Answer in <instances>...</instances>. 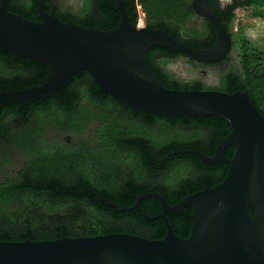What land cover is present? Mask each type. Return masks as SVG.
<instances>
[{"label": "water", "instance_id": "obj_1", "mask_svg": "<svg viewBox=\"0 0 264 264\" xmlns=\"http://www.w3.org/2000/svg\"><path fill=\"white\" fill-rule=\"evenodd\" d=\"M191 7L215 28L216 38L209 48L188 46L161 28L137 27L122 0L117 4L119 22L106 30L63 21L42 5L41 19L34 21L9 11L5 0L0 4V52L46 64L49 69L38 84L1 90L0 102L60 93L67 81L84 70L103 95L136 111L173 118L217 116L231 127L212 156L186 150L212 166L226 162L222 182L189 193L173 205L158 193L137 196V209L146 197L159 200L162 212L149 218L163 220L164 237L115 232L4 240L0 241V264H264V116L244 91L168 88L144 59L156 46L179 52L191 63L215 65L227 59L233 40L220 20L228 12L217 15L208 0H191ZM230 145L235 149L227 158L225 149ZM188 206L192 207L190 233L180 237L165 214L182 215Z\"/></svg>", "mask_w": 264, "mask_h": 264}, {"label": "trees", "instance_id": "obj_2", "mask_svg": "<svg viewBox=\"0 0 264 264\" xmlns=\"http://www.w3.org/2000/svg\"><path fill=\"white\" fill-rule=\"evenodd\" d=\"M83 1L84 12L79 15L60 11L53 4V0H5V3L9 11L34 21L41 19L38 9L42 5L44 11L63 21L71 20L85 27L106 30L114 28L119 22V0ZM122 1L127 16L134 25L138 21L136 4H140L147 27L164 29L178 41L192 47L209 48L215 41L216 31L209 20L210 25L204 22L202 29L192 28L185 34L182 33L184 25L195 16L191 0ZM246 1L253 6L252 14L264 19V0ZM2 2L3 0H0V4ZM208 3L219 16L228 12L220 23L231 34L233 44L236 42L239 45L240 72L227 71L221 75L217 87H210L200 80L181 82L166 70L164 65L153 59L155 54L159 56L163 52L168 58L184 56L179 52L156 46L146 52L144 59L156 77L168 88L218 89L227 93L244 91L264 116V49L247 39L241 26L238 28V34L231 29L234 9L240 6L241 2L208 0ZM0 55L11 62L15 61L12 54L0 52ZM229 55L225 61H228ZM31 61L37 71L32 77L31 85L26 87L38 84L49 73L46 64ZM23 82V79L17 80L19 88H24L20 85ZM78 82L83 83L81 89L74 86V83ZM61 92L64 98L59 97L56 100L58 104L55 108L90 110L100 122V131L102 135L105 134V140L95 160L99 173L96 175L86 171V157L83 179L69 177L67 186L58 180L39 179V189L33 187L34 181L23 178L20 179V190L17 192L12 188H0V241L47 240L62 236L77 237L115 232L133 233L152 239L162 238L166 233L163 220L149 218L162 212L159 200L146 197L137 209L134 208L137 196L149 192L158 193L169 205H173L189 193L219 184L226 176V162L212 166L186 151L196 149L206 156H212L220 140L231 131L225 119L217 116L173 118L149 114L148 141L132 140V150L128 156L123 157L119 150L113 152L110 149L117 144L113 136L119 134L122 124L118 113L119 103L108 95L104 99L106 95H103L92 77L84 70L75 75L73 82L66 85ZM130 125L134 130L141 126V123L132 120ZM198 126L209 128L210 131L204 132ZM136 147L141 148L144 162H141L135 153ZM234 149V146H228L225 156L231 158ZM179 151L183 153L176 154ZM178 172L181 174L177 175ZM58 187H67L69 194L57 195L55 190L58 189L55 188ZM87 188L89 189L86 190ZM78 190L84 194L73 193ZM15 206L16 210L13 209ZM120 208L127 210L120 211ZM250 211L254 214L252 205ZM191 214L192 207L188 206L182 215H165L173 231L180 237H187L190 233Z\"/></svg>", "mask_w": 264, "mask_h": 264}, {"label": "flooded vegetation", "instance_id": "obj_3", "mask_svg": "<svg viewBox=\"0 0 264 264\" xmlns=\"http://www.w3.org/2000/svg\"><path fill=\"white\" fill-rule=\"evenodd\" d=\"M202 18L210 25L206 18ZM157 57L155 54L153 59L156 60ZM14 58L15 61L11 62L0 55V91L22 89L17 85L18 79L24 80L20 84L24 88L32 83V77L37 71L33 62L24 57ZM72 82L73 79L67 81L61 90ZM82 85L80 82L74 83L76 88L81 89ZM61 90L60 93L45 94L39 98L5 99L0 102V188H12L17 192L20 190V179L23 178L34 181L33 187L39 189V179L58 180L67 186L69 177L83 179L86 157V171L96 175L99 173L95 160L105 140V134L102 135L100 131V122L90 110L55 108L58 104L56 100L64 98ZM106 97L107 95L104 99ZM118 103L122 124L119 134L113 136L117 144L110 149L113 152L119 150L121 156L125 157L132 150V140L148 141L147 125L150 115ZM132 120L139 121L141 126L132 130ZM198 128L204 132L210 131L209 128ZM134 151L141 162H144L141 148L136 147ZM55 189H58L55 190L57 195L69 194L67 187ZM73 193L84 194L79 190ZM16 208L13 207L15 210Z\"/></svg>", "mask_w": 264, "mask_h": 264}, {"label": "rangeland", "instance_id": "obj_4", "mask_svg": "<svg viewBox=\"0 0 264 264\" xmlns=\"http://www.w3.org/2000/svg\"><path fill=\"white\" fill-rule=\"evenodd\" d=\"M241 5L234 9L231 29L238 34L241 26L247 39L257 47L264 49V19L252 14L253 6L246 0H240ZM53 4L60 10L70 12L75 15L84 12L83 0H53ZM264 9V6H263ZM91 11L93 8L90 9ZM204 19L197 15L193 16L183 27L182 33L185 34L192 28L202 29ZM236 38V37H235ZM156 61L164 65L165 69L171 72L181 82L200 80L210 87H217L220 77L227 71L240 72V50L239 45L233 44L228 61L219 65H196L190 63L187 57L175 56L168 58L161 54ZM178 172L177 175H180Z\"/></svg>", "mask_w": 264, "mask_h": 264}, {"label": "built area", "instance_id": "obj_5", "mask_svg": "<svg viewBox=\"0 0 264 264\" xmlns=\"http://www.w3.org/2000/svg\"><path fill=\"white\" fill-rule=\"evenodd\" d=\"M137 12H138V21L136 26L137 27H142L145 26V19H144V12L141 8L140 4H136Z\"/></svg>", "mask_w": 264, "mask_h": 264}]
</instances>
